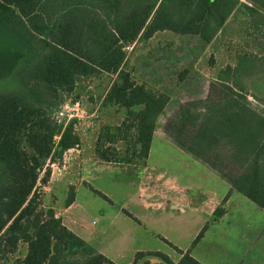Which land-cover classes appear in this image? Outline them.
Returning <instances> with one entry per match:
<instances>
[{
    "label": "trees",
    "instance_id": "obj_1",
    "mask_svg": "<svg viewBox=\"0 0 264 264\" xmlns=\"http://www.w3.org/2000/svg\"><path fill=\"white\" fill-rule=\"evenodd\" d=\"M250 1L255 6L240 0H0V69L6 71L0 85L18 83L0 87V264H117L68 228L53 207L43 206L38 185L51 174L48 162L81 142L76 120L62 130L53 112L84 78L115 75L102 103L125 109L126 116L118 126H104L97 155L145 161L170 96L124 67L126 46L159 31L194 34L208 43L237 9L264 30V0ZM262 67L256 58L240 56L221 69L205 99L180 103L164 132L264 209V106L250 102L246 86ZM118 142L128 144L125 155ZM73 201L72 192L67 205ZM176 249L178 261L161 251H137L131 264H151L152 255L168 264H204L190 249Z\"/></svg>",
    "mask_w": 264,
    "mask_h": 264
},
{
    "label": "rangeland",
    "instance_id": "obj_2",
    "mask_svg": "<svg viewBox=\"0 0 264 264\" xmlns=\"http://www.w3.org/2000/svg\"><path fill=\"white\" fill-rule=\"evenodd\" d=\"M240 1L255 6L250 0ZM249 19L237 9L208 44L198 35L189 34L187 40L183 34L160 31L150 42L138 40L128 50L124 67L139 75L157 70L158 83L165 85L173 81L172 71L185 69L190 72L185 94L189 98L209 95L211 78L221 67L238 63L240 56L254 57L257 67H262L264 30L255 22L248 24ZM0 72L6 73L5 69ZM114 77L103 73L84 78L72 95V99L79 95L74 100L85 110L82 118L72 119L81 142L62 158L48 162L51 180H40L38 185L45 207L54 206L68 228L118 264H130L137 251H161L178 261L176 246L191 249L204 264H264V209L179 145L155 139L150 161L138 168L94 162V148L104 126L115 127L126 115L125 109L118 111L116 106L102 103ZM247 81L252 85L247 88L249 100L264 106L260 100L264 71L254 72ZM17 84L6 80L0 87L14 88ZM116 145L125 155L128 144ZM72 192L75 204L67 207ZM208 221L209 227L193 247ZM149 258L151 264H168L159 256ZM8 264H13V259Z\"/></svg>",
    "mask_w": 264,
    "mask_h": 264
},
{
    "label": "crops",
    "instance_id": "obj_3",
    "mask_svg": "<svg viewBox=\"0 0 264 264\" xmlns=\"http://www.w3.org/2000/svg\"><path fill=\"white\" fill-rule=\"evenodd\" d=\"M160 32V31H159ZM158 33V32H157ZM155 34L154 36L150 37V38H147L146 41L150 42L151 39L159 36L158 34ZM185 35V39L189 40L190 39V36L189 34H183ZM182 39L181 36L179 38V40ZM201 41V40H200ZM204 41H201V45H203ZM208 44V43H206ZM136 44H132V47H134ZM131 47V48H132ZM130 48V49H131ZM130 49H126L127 50V58L129 56V51ZM227 65L221 67L216 73L215 75L211 78L210 80V85L212 82L218 80L219 78V73L221 72V69L225 68ZM172 69H175V67H173ZM129 70V69H128ZM132 72V71H131ZM189 71L187 70H180L179 72L178 71H172L171 72V75H170V78L173 79L172 82L169 83V85H165V84H159L158 82L161 81V78H160V74L158 73L157 70H149L148 69V73L146 74H138V72H132V74L134 75V77L139 81V82H143L145 83L148 87H150L151 89H153L154 91H158V92H165L167 93L169 96H170V99L168 101V103L166 104L164 110L162 111V113L159 115V117L157 118V122H156V126H155V129H154V132H153V135H152V141H151V147H150V151H149V154L146 158L145 161H139L138 160H133L132 162H128L129 160H127V162H125L126 160L124 159V161H118V162H115V161H106V160H103L102 158H100L98 155H97V152H96V146L94 148V162L96 163H107V164H114V165H126V166H129V165H133L131 167H135V168H138L140 166H146L148 164V162L150 161V157H151V153H152V150H153V144H154V141L155 139L158 140L159 142V139H165V141L169 142L170 141V144L172 145H179L178 143H176L174 140H172L171 138H169V136L164 132V125L166 123V121L174 114V112L176 111V109L178 108L179 104L180 103H184V102H188V101H194V100H201V99H205L208 95V93L205 95H195L194 97H188L187 94H185V91H183L184 89V86H187L186 82H188V78H189ZM223 72H221L222 74ZM221 78V77H220ZM247 88H252L251 85H249V83L247 82L246 84ZM197 94L198 93V90H197ZM255 96V95H254ZM196 97V98H195ZM249 97V96H248ZM249 99V98H248ZM251 102V100H250ZM252 103V102H251ZM253 104V103H252ZM113 106V105H112ZM118 111H120L119 107L116 106ZM126 116V115H125ZM125 116L122 118V121L123 119L125 118ZM121 121V122H122ZM120 122V123H121ZM119 123V124H120ZM118 124V125H119ZM117 125V126H118ZM165 137V138H164ZM169 140V141H168ZM162 142V141H161ZM160 142V143H161ZM161 145H163V143H161ZM179 147H182L179 145ZM117 148L121 150L120 147L117 146ZM183 148V147H182ZM74 148H71L70 150H73ZM184 149V148H183ZM186 150V149H184ZM187 151V150H186ZM66 153V152H65ZM190 153V152H189ZM191 154V153H190ZM193 155V154H191ZM194 156V155H193ZM196 159L199 160V162H201L203 165H205L208 169H210L211 171L217 173L223 180H225L226 182H228L231 186L232 184L222 175L220 174L218 171L212 169L209 165H207L205 162H203L201 159L197 158L196 156H194ZM44 171L41 172V174L43 173ZM51 179H48L47 182H50ZM44 188H47L46 185L43 186ZM233 189H235L233 186H232ZM236 190V189H235ZM238 191V190H237ZM231 194V192H229V194H227L226 198ZM43 195V194H42ZM103 197H107L106 194H102ZM105 197V198H106ZM44 200V199H43ZM75 204V196H74V201L70 204V205H67V207L71 206ZM43 206H45V204L43 203ZM54 208V206H51ZM55 209V208H54ZM123 211H125V209L123 208L122 209ZM56 211V216L60 217L62 219V215L57 211ZM133 216V215H132ZM137 220V219H136ZM63 223L69 227L65 222L64 220L62 219ZM209 222V221H208ZM209 225H210V222H209ZM71 229V228H70ZM73 231V230H72ZM75 232V231H74ZM76 233V232H75ZM77 234V233H76ZM165 239V238H163ZM166 240V239H165ZM198 244V243H197ZM196 244V245H197ZM195 245H193L194 247ZM179 248V247H178ZM181 249V248H180ZM183 250V249H182ZM191 251V254H192V250L190 249ZM180 257H181V254H180ZM196 258V257H195ZM200 261V260H199ZM132 263V262H131ZM130 263V264H131ZM203 263V262H202ZM118 264V263H117Z\"/></svg>",
    "mask_w": 264,
    "mask_h": 264
},
{
    "label": "built area",
    "instance_id": "obj_4",
    "mask_svg": "<svg viewBox=\"0 0 264 264\" xmlns=\"http://www.w3.org/2000/svg\"><path fill=\"white\" fill-rule=\"evenodd\" d=\"M132 45L126 46L127 49H130ZM85 110L82 107V104L79 100H74L68 98L64 100L58 108L53 112V120L59 125L62 124V130L66 125L74 118H82ZM56 139H59V136H56ZM48 165V164H47ZM53 165V164H52ZM50 165V166H52ZM53 167V166H52ZM45 171V170H43Z\"/></svg>",
    "mask_w": 264,
    "mask_h": 264
},
{
    "label": "flooded vegetation",
    "instance_id": "obj_5",
    "mask_svg": "<svg viewBox=\"0 0 264 264\" xmlns=\"http://www.w3.org/2000/svg\"><path fill=\"white\" fill-rule=\"evenodd\" d=\"M264 99V96H261Z\"/></svg>",
    "mask_w": 264,
    "mask_h": 264
}]
</instances>
